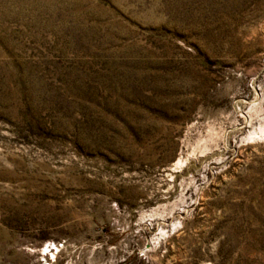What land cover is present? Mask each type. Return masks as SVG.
<instances>
[{
  "label": "rangeland",
  "instance_id": "rangeland-1",
  "mask_svg": "<svg viewBox=\"0 0 264 264\" xmlns=\"http://www.w3.org/2000/svg\"><path fill=\"white\" fill-rule=\"evenodd\" d=\"M263 126L264 0H0V264H264Z\"/></svg>",
  "mask_w": 264,
  "mask_h": 264
},
{
  "label": "bare ground",
  "instance_id": "bare-ground-1",
  "mask_svg": "<svg viewBox=\"0 0 264 264\" xmlns=\"http://www.w3.org/2000/svg\"><path fill=\"white\" fill-rule=\"evenodd\" d=\"M246 121V120H245ZM249 122L246 121V124H248ZM244 124V123H243ZM246 126V125H245ZM241 127L240 124L235 125L234 127L230 128L229 132H225L222 134V136L220 137L222 143H223V150L220 151L219 148H216V156H220L223 152L227 149V139L229 137V135H233L234 133H236V131ZM252 127V126H251ZM264 138V126L263 127H259L257 132H250L246 135V137H244V141L247 144H251L254 143L256 140L258 139H263ZM220 141V140H219ZM219 158V157H218ZM163 229V228H162ZM162 232V231H161ZM153 244V243H152Z\"/></svg>",
  "mask_w": 264,
  "mask_h": 264
}]
</instances>
